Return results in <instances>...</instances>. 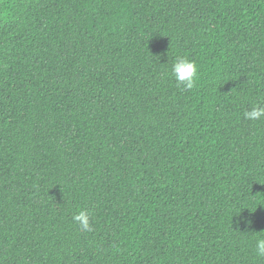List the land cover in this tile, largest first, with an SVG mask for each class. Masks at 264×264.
<instances>
[{"label":"trees","instance_id":"1","mask_svg":"<svg viewBox=\"0 0 264 264\" xmlns=\"http://www.w3.org/2000/svg\"><path fill=\"white\" fill-rule=\"evenodd\" d=\"M254 105L264 0H0V264H264Z\"/></svg>","mask_w":264,"mask_h":264},{"label":"clouds","instance_id":"2","mask_svg":"<svg viewBox=\"0 0 264 264\" xmlns=\"http://www.w3.org/2000/svg\"><path fill=\"white\" fill-rule=\"evenodd\" d=\"M172 75L177 84L182 85L184 89H193L198 80V66L193 60L187 57H177L171 68ZM264 117V107L254 105L251 110H246L244 118L247 120H258ZM73 219L79 222L83 230L90 231L89 212L81 210L74 214ZM256 251L259 255L264 256V238L256 240Z\"/></svg>","mask_w":264,"mask_h":264}]
</instances>
